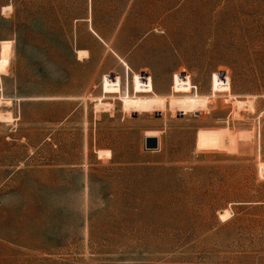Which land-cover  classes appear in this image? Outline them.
<instances>
[{
    "label": "rangeland",
    "instance_id": "obj_1",
    "mask_svg": "<svg viewBox=\"0 0 264 264\" xmlns=\"http://www.w3.org/2000/svg\"><path fill=\"white\" fill-rule=\"evenodd\" d=\"M0 99V264H264V0H0Z\"/></svg>",
    "mask_w": 264,
    "mask_h": 264
},
{
    "label": "bare ground",
    "instance_id": "obj_2",
    "mask_svg": "<svg viewBox=\"0 0 264 264\" xmlns=\"http://www.w3.org/2000/svg\"><path fill=\"white\" fill-rule=\"evenodd\" d=\"M11 7L7 6V7H4L3 8V12H6L8 10H10ZM137 98V97H136ZM142 98V97H140ZM151 98V97H150ZM153 99H158L159 97L158 96H153L152 97ZM144 99V98H143ZM254 97H249L247 96L246 97V100L244 101H240L238 99H236L235 97L233 98V107H234V116H239V112L242 111V110H245V109H251L252 106L254 105V101H253ZM95 100V99H94ZM3 106H6V102L5 100L3 99H0V107H3ZM94 108L96 111H99V110H111L112 107H113V104H108V103H99V102H95L94 104ZM241 117V116H240ZM157 135V132H154V131H149L146 133L145 137L146 138H155ZM156 139V138H155ZM158 143V141H157ZM158 148V147H157ZM156 150V149H155Z\"/></svg>",
    "mask_w": 264,
    "mask_h": 264
},
{
    "label": "water",
    "instance_id": "obj_3",
    "mask_svg": "<svg viewBox=\"0 0 264 264\" xmlns=\"http://www.w3.org/2000/svg\"><path fill=\"white\" fill-rule=\"evenodd\" d=\"M145 147L148 150H155L158 147L157 139L155 138H146Z\"/></svg>",
    "mask_w": 264,
    "mask_h": 264
}]
</instances>
